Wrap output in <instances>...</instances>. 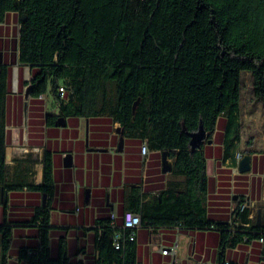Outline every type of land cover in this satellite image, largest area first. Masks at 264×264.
<instances>
[{"label":"trees","instance_id":"obj_1","mask_svg":"<svg viewBox=\"0 0 264 264\" xmlns=\"http://www.w3.org/2000/svg\"><path fill=\"white\" fill-rule=\"evenodd\" d=\"M10 10L19 18L18 59L33 66L31 95L49 84L61 113L108 114L125 135L166 150L172 159L169 173L183 182L168 181L151 196L132 197L128 209L140 214L142 225H217L221 244L262 238L264 255V220L232 233L225 230L230 225L208 217L202 144H190V132L200 123L208 137L221 113L237 111L241 70L251 73L253 93L264 102V0H0V20ZM7 92V71L0 65L3 191L20 185L10 180L4 160ZM49 171L46 158L45 183L38 186L45 193ZM241 204L233 217L245 216ZM120 224L110 218L97 235L104 264H135L134 240L122 249L112 244ZM0 232L1 264H9L10 229L0 224ZM20 255L28 264H80L50 259L45 241Z\"/></svg>","mask_w":264,"mask_h":264},{"label":"crops","instance_id":"obj_2","mask_svg":"<svg viewBox=\"0 0 264 264\" xmlns=\"http://www.w3.org/2000/svg\"><path fill=\"white\" fill-rule=\"evenodd\" d=\"M19 29L18 14L7 11L0 20V65L7 71L8 91L4 160L10 180L20 182L15 189L0 188V224L10 229L7 262L28 264L20 250L38 248L45 241L52 260L74 261L80 252L84 264H104L96 238L111 213H115L114 222L120 224L133 196L138 193L151 196L170 180L169 172L162 171V151L148 148L143 160L140 153L143 140L125 135L120 123L110 115L61 113L54 96L47 107L46 91L25 97L33 66L18 59ZM258 100L255 95L247 101L242 98L241 105L239 96L237 111L221 113L206 138L211 142L205 141L201 146L207 215L215 223L230 225L225 230L232 233L236 227H246L253 220L256 223L264 220V136L258 139L255 135L264 130V105L259 114L255 107ZM60 117L62 124L57 121ZM237 152L242 156L249 154L248 170L238 169ZM69 156L71 163L67 165L64 159ZM46 158L50 163V188L43 202L44 192L38 186L45 183ZM239 202L241 206L245 204V216L233 217ZM221 232L217 225H142L135 231L134 262L264 264L263 243L259 238L243 236L234 245H223ZM172 246L173 251L161 252Z\"/></svg>","mask_w":264,"mask_h":264},{"label":"built area","instance_id":"obj_3","mask_svg":"<svg viewBox=\"0 0 264 264\" xmlns=\"http://www.w3.org/2000/svg\"><path fill=\"white\" fill-rule=\"evenodd\" d=\"M59 95L63 96L65 89L62 85L58 88ZM148 152L147 144L143 141V143L140 145V153L143 160L146 159ZM242 154L240 152L236 153V158L239 160L241 158ZM245 205V204H244ZM244 205L241 206V209L244 207ZM114 218L115 213H111V223L114 225ZM142 226L141 217L140 214L136 211H132L130 209H126L123 212V219L121 224L119 225L118 230H116L113 234L112 244L115 249H122L124 247V244L126 241H132L135 239V231L138 227ZM260 241H262V238H259ZM175 246L169 247V248H163L161 250L162 253H166L167 251H173ZM73 262L84 264L83 257L78 252L76 254V260ZM74 264V263H70ZM225 264H229L228 262H225Z\"/></svg>","mask_w":264,"mask_h":264},{"label":"water","instance_id":"obj_4","mask_svg":"<svg viewBox=\"0 0 264 264\" xmlns=\"http://www.w3.org/2000/svg\"><path fill=\"white\" fill-rule=\"evenodd\" d=\"M29 88H30V84H28L26 86V89H25V92H24V95L25 97L28 96L29 94ZM58 124H62L63 123V118L60 117L58 118ZM118 131L122 133L123 129H121L120 127L118 128ZM190 136H191V139H190V144H191V147L194 148V147H197V146H200L202 143H204L205 141H207L208 143L211 142L210 139H206L207 138V135H206V132L205 130L203 129L201 123L198 127L197 130L195 131H192L190 132ZM122 143H123V136L120 135L119 137V142H118V145L119 147L122 146ZM249 159H250V156L249 154H244L238 161V169L240 171H246L249 169L250 167V164H249ZM65 163L67 165H69L71 163V159H70V156L68 158H65ZM161 165H162V171L164 172H169L171 170V165H172V162H170L168 159H167V151L166 150H163L162 151V160H161ZM2 189V188H1ZM42 200L43 202H45V199H46V193L44 192L42 194ZM258 222H259V216H258Z\"/></svg>","mask_w":264,"mask_h":264},{"label":"rangeland","instance_id":"obj_5","mask_svg":"<svg viewBox=\"0 0 264 264\" xmlns=\"http://www.w3.org/2000/svg\"><path fill=\"white\" fill-rule=\"evenodd\" d=\"M46 95H47V103H48L47 107L49 108L50 107V104H49L50 100H54L53 95L50 91V85L49 84H48L47 89H46ZM253 95H254V93H253V89H252V75L247 70H241V72H240V104L242 105V98L244 101H247V98L252 97ZM255 105H256L255 107L256 108L258 107L257 109H259V111L258 110H256V111H258L259 114L262 113L263 110H261V108L263 107L264 102L261 99H259L257 101V104H255ZM242 110L243 109L241 108V111ZM259 114L256 113V115H259ZM262 128L264 129V126ZM255 135L258 136V139H262V136H264V130L256 132ZM168 176H170L169 181L176 180V181L183 182V178L181 176L173 177L170 173Z\"/></svg>","mask_w":264,"mask_h":264},{"label":"bare ground","instance_id":"obj_6","mask_svg":"<svg viewBox=\"0 0 264 264\" xmlns=\"http://www.w3.org/2000/svg\"><path fill=\"white\" fill-rule=\"evenodd\" d=\"M8 154H9V149H7V156H8Z\"/></svg>","mask_w":264,"mask_h":264}]
</instances>
